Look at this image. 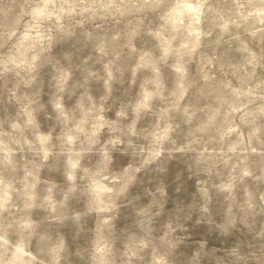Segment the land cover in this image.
<instances>
[{
	"label": "clouds",
	"instance_id": "clouds-1",
	"mask_svg": "<svg viewBox=\"0 0 264 264\" xmlns=\"http://www.w3.org/2000/svg\"><path fill=\"white\" fill-rule=\"evenodd\" d=\"M0 264H264V0H0Z\"/></svg>",
	"mask_w": 264,
	"mask_h": 264
}]
</instances>
